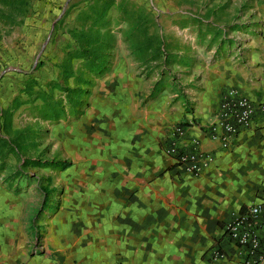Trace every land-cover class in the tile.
Here are the masks:
<instances>
[{
	"label": "crops",
	"instance_id": "1",
	"mask_svg": "<svg viewBox=\"0 0 264 264\" xmlns=\"http://www.w3.org/2000/svg\"><path fill=\"white\" fill-rule=\"evenodd\" d=\"M243 7L226 43L180 56L178 79L165 77L158 91L159 71L113 61L66 128L70 182L80 172L87 180L74 187L73 202L45 204L51 176L45 187L0 184V264H241L223 228L264 201V120L255 117L225 149L202 126L214 121L227 89L264 105V0ZM188 121L186 141L195 138L212 158L198 177L163 152L170 128ZM61 130L56 125L52 136ZM214 252L223 257L213 260Z\"/></svg>",
	"mask_w": 264,
	"mask_h": 264
},
{
	"label": "rangeland",
	"instance_id": "2",
	"mask_svg": "<svg viewBox=\"0 0 264 264\" xmlns=\"http://www.w3.org/2000/svg\"><path fill=\"white\" fill-rule=\"evenodd\" d=\"M87 1L19 0V4H14L12 0H0V137L9 139L15 136L16 131H26V135L16 138L17 148H13L14 152L6 157L0 168V184L24 188L27 181H33L45 187L43 178L51 176L54 193L47 196L45 204L58 208L73 202L74 187L79 190L86 187L84 173L76 172L80 179L73 184L69 179L72 174H68L70 171L72 173V167L59 171L35 165L53 161L61 167L62 161L74 163L70 159L72 154L67 151L69 141L66 128L78 117V112L83 113L87 109V95H79V105L72 107L64 100L61 91L53 89L50 93L52 101L59 100L64 116L52 123L40 119L51 117L53 120L55 116L46 109L39 117L38 106L41 102L27 96L23 92V85L28 79L39 84L59 80L58 66L70 42L67 32L76 26L77 15ZM129 1L151 11L156 18L168 50L177 57V61L162 67L165 77L172 80L178 79L182 72L180 56L193 58L205 54L209 49L212 51L218 41L226 43L228 26L238 24L245 12L243 0ZM106 17L113 27L112 32L116 34L111 51L112 69L113 61L117 59H133L121 41L118 32L121 25L115 22L116 11L113 7L109 8ZM77 64L78 61H72L73 70ZM152 69L161 71V68ZM66 84L73 87L71 79ZM78 88L84 89L81 86ZM56 125L63 130L53 137L51 130Z\"/></svg>",
	"mask_w": 264,
	"mask_h": 264
},
{
	"label": "trees",
	"instance_id": "3",
	"mask_svg": "<svg viewBox=\"0 0 264 264\" xmlns=\"http://www.w3.org/2000/svg\"><path fill=\"white\" fill-rule=\"evenodd\" d=\"M14 4H19V0H12ZM113 7L116 11V24L121 28L118 32L121 35V41L129 52L133 60L140 66L146 68H161L158 74L159 80L155 83V88H162L165 70L167 67L177 61L167 48L160 28L156 23V18L151 11L143 6L131 3L129 0H88L85 7L78 13L76 26L68 30L70 42L64 50V57L59 64V77L57 81H49L45 84H39L37 81L28 79L23 85V92L34 99H39L41 104L39 108V117L42 110L51 111V117L41 118L43 121L52 123L57 122L64 116L60 102L52 101L51 91L58 89L64 95V100L69 106L79 105L77 97L87 95L88 90L93 87L96 80L108 74L111 70V51L115 44V32H112L110 20L106 17L109 8ZM72 61H78L77 67L72 69ZM71 79L73 87H68L66 82ZM78 86L84 89L78 88ZM56 108V109H55ZM82 112H78L80 116ZM14 137L4 139L0 137V168L6 157L14 152L16 138L26 135V131H16ZM59 167L53 162L35 165L39 168H51L63 171L70 166L67 161H62ZM44 200L47 201L49 192L42 190Z\"/></svg>",
	"mask_w": 264,
	"mask_h": 264
},
{
	"label": "built area",
	"instance_id": "4",
	"mask_svg": "<svg viewBox=\"0 0 264 264\" xmlns=\"http://www.w3.org/2000/svg\"><path fill=\"white\" fill-rule=\"evenodd\" d=\"M255 117L264 120V105L256 106L237 89H227L221 95L214 121L202 126L204 135L225 149L230 138L249 128ZM192 125L193 121L173 125L163 152L183 172L198 177L212 158L195 138L186 141L187 129ZM223 230L242 258L241 264H258L264 259V201L247 206L225 224ZM222 257L218 252L212 254L213 260Z\"/></svg>",
	"mask_w": 264,
	"mask_h": 264
}]
</instances>
